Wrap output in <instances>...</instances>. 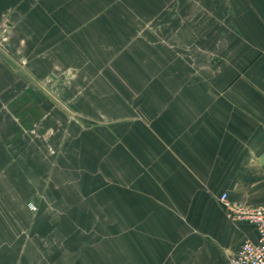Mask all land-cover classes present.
<instances>
[{
  "label": "crops",
  "instance_id": "obj_1",
  "mask_svg": "<svg viewBox=\"0 0 264 264\" xmlns=\"http://www.w3.org/2000/svg\"><path fill=\"white\" fill-rule=\"evenodd\" d=\"M0 161L14 198L113 200L147 264H227L256 232L218 197L264 202V0H0Z\"/></svg>",
  "mask_w": 264,
  "mask_h": 264
},
{
  "label": "rangeland",
  "instance_id": "obj_2",
  "mask_svg": "<svg viewBox=\"0 0 264 264\" xmlns=\"http://www.w3.org/2000/svg\"><path fill=\"white\" fill-rule=\"evenodd\" d=\"M179 26L185 25L173 22L166 30L175 31ZM161 31L162 25L154 24V32ZM23 74L29 83L36 84L32 75ZM128 76L122 81L125 92L129 91ZM153 79H159L154 81L159 87L160 73ZM110 80H113L112 76L107 77V81ZM158 87L155 90H159ZM68 117L78 124L81 122L77 113H70ZM98 124L91 120L82 125L90 129L105 126L112 131V119ZM106 141L112 144V136L107 134ZM18 174L17 168L3 167L0 161V264H129L131 251L133 264H147L153 259L154 248L146 246V234L124 230L129 227L126 217H119L117 223L121 227L114 232L113 200L104 201L105 215L99 216L83 215L82 200L73 199L70 205L65 200L46 199L44 193L38 200L34 197L14 198L18 194L11 191L22 192L30 187L17 183L21 179ZM10 181L13 184L8 183ZM32 203L35 209H32ZM115 255L119 263H115Z\"/></svg>",
  "mask_w": 264,
  "mask_h": 264
},
{
  "label": "built area",
  "instance_id": "obj_3",
  "mask_svg": "<svg viewBox=\"0 0 264 264\" xmlns=\"http://www.w3.org/2000/svg\"><path fill=\"white\" fill-rule=\"evenodd\" d=\"M218 200L227 219L248 223L256 232V239H246L234 255L227 257V264H264V202L251 205L234 201L226 193H221Z\"/></svg>",
  "mask_w": 264,
  "mask_h": 264
}]
</instances>
